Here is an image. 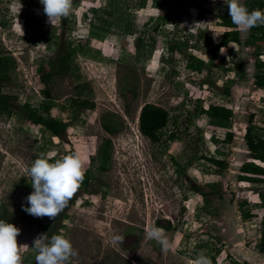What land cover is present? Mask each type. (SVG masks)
<instances>
[{"label": "rangeland", "instance_id": "rangeland-1", "mask_svg": "<svg viewBox=\"0 0 264 264\" xmlns=\"http://www.w3.org/2000/svg\"><path fill=\"white\" fill-rule=\"evenodd\" d=\"M227 4L228 0H73L69 17L52 26L40 0H0V53L13 60L3 92L16 96L19 104L42 105L47 85L40 68L48 70L50 56L64 52L67 42L86 45L69 75L48 85L55 97L52 114L69 126L62 138L29 122L24 112L0 118V206L22 205L31 194L24 187V179L31 181L28 168L42 155L54 162L73 148L85 169L92 164L98 174L101 150L111 139L107 170L78 190L51 229L36 223L18 226L22 264H36L34 239L45 234L50 240L48 232L55 229L78 250L71 264H193L201 253L216 264H264V253L257 248L264 190H247L257 184L238 179L241 165L251 160L244 140L251 113L264 127V92L253 83L256 48L244 43L249 32L240 31L242 44L217 50L223 28L215 14ZM163 16L170 20L163 22ZM97 28L106 32L103 39L91 36ZM173 43H180L185 54L203 57L210 71L189 72L184 54L169 50ZM204 78L216 86L201 85ZM229 79L234 82L227 96L223 88ZM84 81L90 87L84 94L96 101V107L77 110L70 98ZM214 100L233 108L230 121L207 115L190 119L198 103L208 107ZM147 102L165 107L172 116L157 143L139 131V113ZM103 121L116 125L119 132H106ZM226 130L233 131V140L216 142L214 138ZM171 133L175 139L169 138ZM205 157L223 159L227 166ZM198 186L209 194L195 191ZM241 199L249 201L243 209L255 211L257 218L242 217ZM152 225L164 228L173 245L169 252L146 239ZM252 232L255 236L249 238ZM114 235L124 241L113 244Z\"/></svg>", "mask_w": 264, "mask_h": 264}, {"label": "trees", "instance_id": "trees-1", "mask_svg": "<svg viewBox=\"0 0 264 264\" xmlns=\"http://www.w3.org/2000/svg\"><path fill=\"white\" fill-rule=\"evenodd\" d=\"M249 12L252 10L259 9L264 11V0H244L243 3ZM114 21L117 22V13L112 12ZM218 25L223 28L220 34V40L217 43V50L220 48L228 47L230 44H242V38L240 30L232 24L231 18L228 16L227 8L221 9L215 14ZM163 22L169 21L168 16L162 17ZM117 25V23H115ZM161 25L156 27V30L160 29ZM106 32L100 29H93L91 31L92 37H99L100 39L105 37ZM52 40V39H51ZM247 45L255 46V72H254V85L264 92V57H263V44H264V25L253 27L249 31V36L244 42ZM187 46V43H184ZM180 43H173L169 45V50L172 53H183L186 57V69L189 72H196L202 74L203 72L210 71L209 63L200 55L188 52L184 53L181 49ZM86 51V45L78 42H67L66 50L64 52L57 51L52 54L48 61V70L45 67L40 68L41 80L47 87L43 90L44 102L39 107H34L29 103L19 104L17 102V97L11 94L3 92V87L7 81L10 80L9 70L13 62L12 57L2 55L0 53V118H11L12 116L19 115V112H24L25 118L34 125L42 126L44 131L50 132L52 136L62 138L63 135L68 131V123L55 115L52 114L51 110L55 105V97L51 94V89L48 85L52 84L57 78H63L69 75L72 68L75 67V58L79 53H84ZM234 82L233 79H229L228 83L223 88V93L227 96L231 94V84ZM201 85H207L211 88L215 87V82L211 79H202ZM79 88L76 96L70 98V106L74 109H94L96 107V101L91 97L85 96V91L89 87L88 82L84 81L77 84ZM90 89V87L88 88ZM207 115L211 118L220 119L223 121H230L234 116V110L232 107L221 101H211L208 107H205L203 103H198L195 110L190 113V119L193 116ZM171 114L165 107L147 102L143 104L139 113V131L140 133L148 138L150 141L157 143L161 140L160 132L167 127L171 121ZM255 115L251 113L249 122L245 129L244 140L249 150L251 160L244 162L240 167V173L238 179L240 181L251 182L252 187H247V190H264V127L258 126L254 122ZM103 128L106 132L111 135L117 134L119 128L116 127L110 121L102 122ZM222 137H215L216 142H231L234 138V133L231 130H226ZM170 139H175L176 134L171 133L169 135ZM111 139L106 140V146L101 150V157L103 164L97 167L98 174L104 173L107 170L105 165L106 160L110 157ZM75 153L73 148L65 151L64 155L60 158L62 159L66 155H71ZM204 158V157H203ZM207 160L211 161L214 165L219 167H226L227 163L223 159L205 157ZM50 162H53L52 158H47ZM95 174L93 165L91 164L86 169L85 178L83 180L81 188H87L90 182L98 177ZM24 187L31 193L34 189L31 187V181L28 182L24 179ZM195 191L207 196L209 193L202 187H195ZM247 199L239 200V207L242 211V217L245 220H252L258 217L257 213L253 210H244L248 204ZM24 206H29L26 199L20 207L17 209L12 208L9 204L4 203L0 206V220H4L7 223L15 225L17 228L20 224H39L44 230L48 231L54 226L55 220L51 223H43L42 218H36L25 211H23ZM58 230H54L53 233L48 232L50 236L56 235ZM254 232H252L249 238H254ZM257 248L260 252L264 253V219L261 221V237L258 240ZM215 259L212 258V264L215 263Z\"/></svg>", "mask_w": 264, "mask_h": 264}, {"label": "clouds", "instance_id": "clouds-1", "mask_svg": "<svg viewBox=\"0 0 264 264\" xmlns=\"http://www.w3.org/2000/svg\"><path fill=\"white\" fill-rule=\"evenodd\" d=\"M40 3L52 26L67 19L73 11V0H40ZM227 10L232 24L241 32H249L253 27L264 25V11L256 9L249 12L240 0H228ZM85 174V161L78 153L66 155L54 162L43 155L38 157L28 168L34 191L25 198L29 206H24L23 211L36 218L55 220L68 208L81 188ZM20 232L15 225L0 220V264H22L20 248L24 245L17 243ZM145 236L148 240H155L164 253L173 247L163 227L152 225L146 230ZM124 238L114 235L112 243H122ZM33 247L37 252L36 264H71V260L79 255L71 241L62 234L53 235L50 240L41 234L34 239ZM193 264H212V259L201 253Z\"/></svg>", "mask_w": 264, "mask_h": 264}]
</instances>
